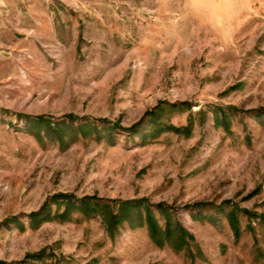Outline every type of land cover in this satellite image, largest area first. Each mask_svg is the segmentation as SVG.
<instances>
[{
  "label": "rangeland",
  "instance_id": "rangeland-1",
  "mask_svg": "<svg viewBox=\"0 0 264 264\" xmlns=\"http://www.w3.org/2000/svg\"><path fill=\"white\" fill-rule=\"evenodd\" d=\"M0 264H264V0H0Z\"/></svg>",
  "mask_w": 264,
  "mask_h": 264
},
{
  "label": "trees",
  "instance_id": "trees-1",
  "mask_svg": "<svg viewBox=\"0 0 264 264\" xmlns=\"http://www.w3.org/2000/svg\"><path fill=\"white\" fill-rule=\"evenodd\" d=\"M80 202L81 205H87L85 200H81ZM65 203L71 204L72 199H65ZM142 204V200H136L134 202H115V212L107 210L108 213L105 216L103 215V219L109 225L116 226L122 224L128 218V210L132 208H140ZM49 208V205L45 203L37 213L32 214V224L35 223L38 217L45 215ZM156 209H159L165 216L163 225L158 224V221L153 215V211L147 206L145 207L144 217V224L146 225L150 238L153 242L158 245L167 244L176 250H181L193 241V236L178 221L170 218L166 212V208H164L162 204H158ZM85 211H88L87 215L95 213L94 209ZM228 220L235 235H237L238 228L235 213H230L228 215Z\"/></svg>",
  "mask_w": 264,
  "mask_h": 264
}]
</instances>
